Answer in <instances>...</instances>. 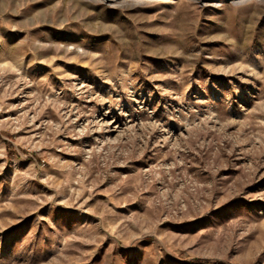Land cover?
Returning a JSON list of instances; mask_svg holds the SVG:
<instances>
[{"label": "rangeland", "instance_id": "374dc122", "mask_svg": "<svg viewBox=\"0 0 264 264\" xmlns=\"http://www.w3.org/2000/svg\"><path fill=\"white\" fill-rule=\"evenodd\" d=\"M0 264H264V0H0Z\"/></svg>", "mask_w": 264, "mask_h": 264}, {"label": "trees", "instance_id": "16d2710c", "mask_svg": "<svg viewBox=\"0 0 264 264\" xmlns=\"http://www.w3.org/2000/svg\"><path fill=\"white\" fill-rule=\"evenodd\" d=\"M12 147H13V146H12L11 144H9V149H10V151H12Z\"/></svg>", "mask_w": 264, "mask_h": 264}]
</instances>
